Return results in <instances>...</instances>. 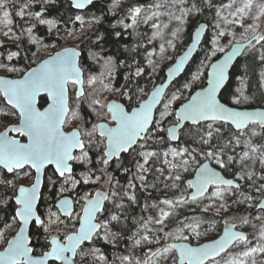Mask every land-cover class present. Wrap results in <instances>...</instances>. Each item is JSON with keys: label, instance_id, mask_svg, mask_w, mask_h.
<instances>
[{"label": "snow or ice", "instance_id": "obj_1", "mask_svg": "<svg viewBox=\"0 0 264 264\" xmlns=\"http://www.w3.org/2000/svg\"><path fill=\"white\" fill-rule=\"evenodd\" d=\"M54 2L0 0V34L14 41L26 36L29 44L48 47L36 29L44 25L49 32L59 30L58 21L49 18L51 14L45 7ZM72 4L76 9L95 6L94 0H72ZM209 12L212 19L205 18L196 27L194 38L189 33L192 43L168 68V82L146 91L139 82L146 76V67L150 70L147 75L153 76L159 67L157 61L167 60L169 49L176 50L192 18L206 17ZM13 15L25 21L16 25L19 34L13 31ZM76 21L84 23L81 16H76ZM118 23L134 32L146 25L149 32L137 33L146 42L133 49L144 50L143 63L133 58V69L123 60L108 58L99 77L88 76L87 84L93 86V113L99 116L98 109H106L105 116H110L114 126L102 122L91 130H65L68 118L78 115L69 106V84L77 89L78 99L85 97L86 73L81 67V53L74 47H65L44 59L20 79L0 77V97L15 110L5 115L19 116L18 125L0 132V168L9 173L35 171L30 186L21 185L14 197L0 198L5 207L9 200L15 205L12 223L4 220V229L13 225L18 229L11 239L0 229V243L6 245L0 251V264H159L177 245L156 250L152 245L166 239L189 241L186 231L201 235L199 222L185 223L189 217L180 218L177 209L207 201L201 209L204 213L213 207L228 211L229 200L234 205H247L245 215L238 220L240 227L247 226L251 231H238L237 223L225 220L222 234L211 242L181 244L177 264H264L257 259L264 257V110L244 107H251L253 98L248 94L250 86L245 85V77L254 71L257 62L264 67V32L260 31L264 0H136ZM237 27L242 30L240 39L233 30ZM228 36L233 37L230 50L221 45ZM242 40L247 42L242 44ZM205 45L210 46L205 49V61L216 57L215 62L210 67L201 62L191 72L190 80L180 83L177 77L193 51ZM218 52L225 53L222 59L217 57ZM249 52L253 53L251 63L243 66V74L238 77L242 86L233 91L232 79L241 68L236 58ZM20 57L21 52L14 51L6 59ZM117 63L132 69L122 87L111 80ZM205 68H209L207 73ZM202 77L206 87L173 110V105L181 102L184 93ZM104 79L109 82L104 83ZM165 89H169L167 93ZM258 89H264V72ZM103 91L119 93L124 102H102L97 94ZM260 99L264 101V91ZM38 104L47 107L41 110ZM97 130L99 135L94 139ZM9 132L26 137V142ZM77 166L83 170L78 172ZM49 168L51 174L46 172ZM117 170L131 176L127 184L113 175ZM160 177L163 189L172 192V197H154L148 192L157 189ZM42 185L55 189L43 211ZM68 191H76L77 198L64 196ZM139 192L147 196L142 214L135 216ZM149 211L155 214H144ZM171 225H176L175 232L165 231ZM30 228L43 236V245L36 242L40 235ZM125 241H131L132 249L146 246L145 257L140 259L122 247ZM100 242L120 254L110 260L98 246ZM40 247L47 250L38 252Z\"/></svg>", "mask_w": 264, "mask_h": 264}, {"label": "trees", "instance_id": "obj_2", "mask_svg": "<svg viewBox=\"0 0 264 264\" xmlns=\"http://www.w3.org/2000/svg\"><path fill=\"white\" fill-rule=\"evenodd\" d=\"M136 3V0H101L99 2H95V6H90L87 10L83 12L76 11L70 2L68 0H55L54 3L49 4L45 7L48 8L50 12L49 18H54L59 23V30H53L52 32H49L44 25H39L36 29V34L39 35L43 42L48 45V47L43 48L39 47L37 45H31L28 43V39L25 36L21 41H14L13 39L4 38L3 39V47H0V54L4 56L5 58L10 52L14 51H20L21 57L20 58H13L11 60V68L18 69L17 71H10L7 69L4 71L5 75H8L10 77H20L23 75L25 71H27L29 68L34 67L37 65L43 58L53 54L55 51H58L59 49L64 48V41L68 39L69 33L73 32H79V30H84V33L80 34L82 35V38L77 42H70L69 45L76 47L81 50L82 54L80 57L81 61V67L86 73L85 77H87L89 74H95L99 75L101 74V65L100 63L105 62L108 58H112L114 61H120L123 60L126 64L133 65V69L135 67L133 58L135 61H140L143 63L144 61V50L137 49L133 51L136 45L146 42L142 41V36L137 35V33L143 34L146 32H149L146 25H141L138 29L135 30V32L132 29L124 30L123 26L118 23V21L124 19V15L126 12L127 7L130 4ZM118 4V6H114ZM37 8L39 5L36 6ZM76 16H81L84 19V23L81 25L79 21H76ZM98 20L99 22L96 23L95 20ZM205 18L211 20L212 14L209 12L205 16H200L192 18L190 25L187 28V31L182 35L181 42L177 44V48L175 51L172 50L171 57H169L167 60H158L159 67L156 70V73L149 77L147 74L150 72L149 69L146 67V76L145 78L140 79L141 86L145 87V90L150 92L151 89L156 86L157 84L163 82L166 77V70L169 66H171L177 57L186 49V47L189 45L192 39L189 37V33H193L196 25H198L200 22L204 21ZM14 19V25L13 31L17 32L19 34V29L16 27L18 24H24L25 21L21 20L19 17H16L13 15ZM127 22V21H126ZM240 33L241 29L239 30L238 27L236 28ZM261 32H264V25L261 26L260 29ZM117 32H121V36H116ZM238 32V33H239ZM150 34V33H149ZM246 41V40H243ZM19 44L20 47L17 48L16 45ZM210 47L209 45H205L204 48H200L199 52L195 55L194 59L191 61V63L188 65L187 69L183 73V75L177 79L180 83H184L185 80H190L191 78V72H194L197 67L200 66L201 62H205V55L206 51L205 49ZM54 48V52L51 53V50ZM257 49H259V45H257ZM222 53H217V57H219ZM251 55L253 53L249 52L246 55H243L239 61L241 64V68L239 72L237 73V77L232 79V90L235 91L236 88H239L241 86L239 76L243 74V66L245 64L251 63ZM27 58H23V57ZM216 59V57H213L211 59V62H213ZM132 69L125 68L123 65H120L117 63L113 70V77H112V83L116 87H122L126 81L124 80V77L128 74V72ZM208 68H205L204 71L207 73ZM261 72H264V67H261L258 65L255 67L254 71H249L247 76L245 77V85L250 86V92L248 93L253 98L249 102L251 107H249L248 104L244 105L245 108H256V107H264V101L260 99L261 97V91H264L263 89H258V83L260 82ZM206 85V79L201 78V81L196 82L192 85L191 90L186 91L184 93V97L182 98L181 102H177V104L173 105V110H176L178 105L184 103L190 95L197 89H200L201 87H204ZM171 88V87H170ZM112 95H114L115 100H119L121 102H124L122 99H119V93L111 92ZM72 100V99H71ZM89 99L86 98V94L84 98H75V100L70 102V108L73 112H76L78 115L77 123L75 124L74 119L70 116L68 118V122L65 125V128L68 130L73 129L74 127L79 128H87L91 129L94 125H96L98 122V117L95 115L92 111L93 105L88 101ZM113 100V99H112ZM139 101H137L138 103ZM41 105V104H40ZM43 104L42 106H44ZM135 106V105H134ZM9 105H7L6 101L3 100L2 97H0V129H4L8 123H5L3 121L2 115L5 113L14 112ZM9 120H12V123H17L19 120L18 114H12L7 115ZM110 118V116H107V120ZM98 137V134H95L94 139ZM83 169L79 166H77V171H82ZM25 171H27V175H25ZM48 174H51V169L47 171ZM113 175L116 177V179L120 180L122 184H127V181L131 179L130 175H126L125 173L117 170L113 172ZM191 178V177H190ZM34 179V174L30 169H25L21 171L20 173H14L12 175H9L6 173L3 169L0 168V183L3 186H7L10 184L11 189L9 190V194L2 195V191L0 192V198L6 199L7 197H14L15 195V189L21 184V181L31 183ZM152 178L150 177V180ZM6 181V182H5ZM158 187L155 190L148 189L152 196H159V184L156 181ZM24 183V185H29ZM85 190H91L88 188V186H84ZM96 187V186H93ZM107 187V185H106ZM55 189H52L50 187H47L44 185L43 187V197L44 202L41 204L40 210L43 211L44 207L47 204L48 199L50 198V194L54 192ZM73 195L75 199L77 198V192L76 191H68L65 192L64 195ZM140 198V204L134 207L133 214L135 216H139L142 214L141 209L142 205L145 201V198L147 196L146 192H139L138 193ZM173 194L168 193V197H172ZM59 194H57V199L59 198ZM161 197V196H159ZM163 198V197H161ZM200 204L190 203L188 205H184L182 208L177 209L178 213L180 214V218H183L184 216H188L189 220L185 221V223L190 222H199L200 226L199 228H202L204 226H210L213 228L215 233L216 229H219V226H221L224 222V216L221 215L218 210L210 208L207 213H204L201 211L202 207L199 206ZM234 205V204H233ZM14 200L8 201V206L5 207L3 204H0V229H3L6 232L7 238L11 239L12 236L15 234V232L18 230L15 225H13L10 229H4L3 227V221L8 220L9 223H12L11 216L14 212ZM247 207L245 204H239L234 205L235 210H233L231 218L232 222L237 223L238 229L250 232L251 229L247 226L240 227L239 226V220L238 217L245 215L244 209ZM79 211V208L76 209ZM193 213V214H192ZM145 215H148L147 213H144ZM155 214V213H154ZM153 214V215H154ZM176 225H171L169 228L165 229V231H173L175 232ZM135 231V229H133ZM31 232L40 235L36 232V229H31ZM211 233L210 235L205 236H195L189 232H185L186 235H189V241L190 243H201L204 240L210 239L211 236L214 234ZM175 241H182V240H173V239H166L162 240L159 245H152L151 247L153 250H156L157 248H162L166 245H171ZM38 244L43 245L44 240L43 236L40 235L39 241H36ZM101 247L102 251L105 252L106 255L109 256V259L111 260L113 255H117V252L113 249L111 245H105L103 242H100L98 245ZM4 247H6L5 244L0 243V250H3ZM122 247L129 249L134 255H138L141 252H146V246L142 248H135L132 249L131 241H125L124 245ZM47 249H44L43 247H40L37 249L38 252L44 251ZM261 261H264V257L260 258ZM118 264V262H117Z\"/></svg>", "mask_w": 264, "mask_h": 264}, {"label": "rangeland", "instance_id": "obj_3", "mask_svg": "<svg viewBox=\"0 0 264 264\" xmlns=\"http://www.w3.org/2000/svg\"><path fill=\"white\" fill-rule=\"evenodd\" d=\"M216 2L217 3H219L220 2V0H216ZM38 5V4H37ZM47 5H49V4H47ZM47 5H45V6H47ZM196 17H194V19H195ZM197 26V25H196ZM239 29V28H238ZM234 31H236V33H237V35H236V39H240L241 37H240V32L235 28V29H233ZM240 30V29H239ZM239 32V33H238ZM82 33H84V30H79V32H73V33H71V35H69L68 36V39H66L65 41H64V48L65 47H70L71 45H69V43L70 42H77V41H79L81 38H82V35H80V34H82ZM5 37L2 35V34H0V41H3V39H4ZM233 40V37L232 36H228L227 37V39H225V40H221V45L223 46V47H225V49L226 50H228L229 49V47H230V44H229V42L230 41H232ZM243 41V40H242ZM60 50V49H59ZM58 50V51H59ZM54 52V48L51 50V53H53ZM55 52H57V51H55ZM54 52V53H55ZM171 54H172V49H169V51H168V53H167V56L168 57H171ZM52 55V54H51ZM50 56V55H49ZM48 57V56H47ZM46 58V57H45ZM44 59V58H43ZM42 59V60H43ZM41 60V61H42ZM104 63L105 62H103V63H100V67H101V70L103 71V65H104ZM205 63L207 64V65H209L210 66V64H211V60H208V61H205ZM0 64H4V65H7V67H0V76H8V75H5V73H4V71H6L7 69H9V68H11L12 66H11V62L10 61H8L4 56H2V55H0ZM88 76H97V77H99V75H95V74H89L88 73V75H87V77H85V94H86V98H88L89 100V102L91 103V100H92V98H93V96H92V92H93V86H89L88 84H87V79H88ZM112 77H113V73H112ZM112 77H111V80H112ZM109 81H108V79H104V83H108ZM242 86V85H241ZM240 86V87H241ZM96 88H99V85H96L95 86ZM76 88H73L72 87V85L71 84H69V100H70V102L71 101H73V100H75V98H76ZM264 90V89H263ZM98 98L99 99H101V101L102 102H109L110 100H112V99H115L114 98V95H112V93L111 92H108V91H103V92H99L98 94ZM72 99V100H71ZM93 107H95L94 105H93ZM98 111H100V115L99 116H97L98 117V121L97 122H99V121H109V119L107 120V116H105V113H106V109H103V110H100V109H98ZM2 117H3V121L5 122V123H8L7 124V126L5 127V128H7L8 126H9V124H13L12 123V120L10 119L9 120V118H8V116L7 115H2ZM77 120H78V117H76L75 119H74V121H75V124L77 123ZM4 128V129H5ZM74 128H76V127H74ZM73 128V129H74ZM4 129H0V131H2V130H4ZM65 130H68V129H66L65 128ZM72 130V129H71ZM91 130V129H90ZM96 134H97V132H96ZM94 138V137H93ZM163 180V177H160L158 180H157V182H158V184H159V193H158V195L159 196H161V197H164L165 195H168V193H171V194H173L172 192H170V191H167V190H165V189H163V187H162V185H161V183H160V181H162ZM21 184H24V183H26V184H29V183H27V182H24V181H21L20 182ZM20 185V184H19ZM10 186H11V184H10ZM9 186V184L7 185V186H3L1 183H0V192L2 193V195H7V194H9V190L11 189V187ZM13 187V186H12ZM102 187L104 188V189H107V187H106V185H102ZM148 192H150L149 190H148ZM156 195V194H155ZM155 195H153L154 197H155ZM207 204V201H205V202H203V203H201L199 206L200 207H204L205 205ZM228 205H229V210L228 211H224V210H222V209H218V207H213L212 209H215V210H218V212L221 214V215H223L224 216V219L225 220H228L229 222H232L231 220H232V218H231V215H232V212H233V210H235L236 208H234V205L231 203V200H229L228 201ZM148 215H153L154 214V212H152V211H149L148 213H147ZM193 214V213H192ZM224 220V221H225ZM223 225H224V222H223V224L221 225V226H219V229H216V231H215V233H213L212 231H214L213 230V228L212 227H210V226H204V227H202V228H199L198 229V231L200 232V236H205V235H210L211 233H213L214 235L213 236H211V238L210 239H207V240H204V241H208V240H212V239H214V238H216V237H218L219 235H220V233L222 232V228H223ZM204 241H202V242H204ZM196 244H198V243H196ZM234 251H238V249L237 250H234ZM120 253H118L117 252V255H119ZM137 257H139L140 259H143L144 257H145V252L143 253V252H141V253H139L138 255H136ZM261 257H257V259H258V261H261V259H260ZM177 261H178V258H177V254H176V252L174 251V253H173V255L167 260V264H177Z\"/></svg>", "mask_w": 264, "mask_h": 264}, {"label": "water", "instance_id": "obj_4", "mask_svg": "<svg viewBox=\"0 0 264 264\" xmlns=\"http://www.w3.org/2000/svg\"><path fill=\"white\" fill-rule=\"evenodd\" d=\"M69 2H70V4L72 5V7L76 10V11H78V12H83V11H85V10H87L88 8H90V6L91 5H87L84 9H76L74 6H73V4H72V0H68ZM99 1H101V0H94V3L95 2H99ZM204 21H202V22H200V23H203ZM199 23V24H200ZM199 24L196 26V27H198L199 26ZM196 27H195V29H196ZM195 29H194V31H193V38H194V32H195ZM203 39H204V37H203V35H202V37H201V43H203ZM247 41H241V43L242 44H245ZM192 43V40H191V42L189 43V45L186 47V49L177 57V59H179V57L181 56V55H183L186 51H187V48L190 46V44ZM70 47H73V46H70ZM74 48H76V47H74ZM200 48L201 47H197L194 51H193V53H192V57L189 59V61L186 63V65H185V70L187 69V67H188V65L191 63V61L194 59V57H195V55L199 52V50H200ZM77 49V51H79L81 54H82V52H81V50L80 49H78V48H76ZM62 50V49H61ZM61 50H59V51H61ZM228 50H230V47H229V49ZM59 51H57V52H59ZM56 54V52L55 53H53L52 55H50V56H54ZM224 54L225 53H222L220 56H219V58H223V56H224ZM50 56H48V57H46V58H44V59H47V58H49ZM243 55H241V56H238L236 59L237 60H239L241 57H242ZM81 57V56H80ZM43 59V60H44ZM176 59V60H177ZM42 60V61H43ZM216 60V59H215ZM215 60L213 61V62H215ZM42 61H40L39 63H41ZM213 62H211V63H213ZM38 63V64H39ZM235 63V62H234ZM38 64L37 65H35L34 67H36V66H38ZM174 65V63L171 65V66H169V67H172ZM168 67V68H169ZM210 67V66H209ZM168 70V69H167ZM167 70H166V77H165V80L163 81V82H161V83H159V84H157L156 86H158V85H160V84H162V83H167L168 82V77H167ZM185 70L183 71V72H181L180 73V75L177 77V79H179L182 75H183V73L185 72ZM208 70H209V68H208ZM207 70V71H208ZM0 77H4V78H6V79H20V78H22V76H20V77H10V76H0ZM206 85H207V81H206ZM206 85L204 86V87H206ZM171 87V85H169V88ZM151 90H154V87L151 89ZM168 90L169 89H165V92L167 93L168 92ZM201 90V88L200 89H197V90H195L191 95H194L196 92H198V91H200ZM68 94H69V87H68ZM190 95V96H191ZM70 98V97H69ZM113 100H115V99H113ZM112 100H110L109 102H111ZM118 102H121V101H119V100H117ZM69 102H70V100H69ZM123 103V102H122ZM184 103H187V100L184 102ZM10 106V105H9ZM69 106H70V103H69ZM11 107V106H10ZM38 107H41L40 106V104H38ZM43 107H47V104L46 105H44ZM248 110H264V107H256V108H247ZM41 110H42V107H41ZM102 122H106V121H101V122H99V123H102ZM111 122H113V121H111ZM19 123V122H18ZM98 123V124H99ZM106 123H108V122H106ZM114 123V122H113ZM109 124V126H114V124L113 125H110V123H108ZM16 125H18V124H15V125H10V126H8L7 128H10V127H13V126H16ZM7 128H5L4 130H2V131H0V132H3V131H5ZM99 134V133H98ZM9 135L10 136H13V137H15V138H17V139H20L22 142H26V137H21L18 133H12V132H9ZM24 139V140H23ZM2 169V168H1ZM50 169V168H49ZM6 173H8V174H12V173H9V172H7V170L6 169H3ZM48 169H46V171H47ZM33 171H34V169H33ZM34 173H35V171H34ZM230 178V177H229ZM34 182V181H33ZM43 187H44V185H42V188H41V191H43ZM65 196H67V197H69V198H72L71 196H69V195H65ZM73 199V198H72ZM224 226L225 225H223V228H222V232H223V229H224ZM31 229L32 228H30V231H31ZM237 230L238 231H240V229H238L237 228ZM243 231V230H242ZM222 232L220 233V234H222ZM216 238H218V237H216ZM215 239V238H214ZM213 240V239H212ZM212 240H208V241H204V242H201V243H207V242H211ZM184 243H189L188 241H175V242H173L172 244H176L177 245V249H174L175 250V252H176V254H177V258H178V256H179V252H178V248H179V246L181 245V244H184ZM196 244H194V243H191V246H195ZM0 251H2V250H0Z\"/></svg>", "mask_w": 264, "mask_h": 264}, {"label": "flooded vegetation", "instance_id": "obj_5", "mask_svg": "<svg viewBox=\"0 0 264 264\" xmlns=\"http://www.w3.org/2000/svg\"><path fill=\"white\" fill-rule=\"evenodd\" d=\"M45 105H46V104H45ZM40 106H41V105H40ZM42 107H43V106H42ZM104 121H105V120H104ZM18 122H19V120H18ZM18 122H17V123H13V124H9V126H10V125L18 124ZM99 122H101V121H99ZM99 122H98V123H99ZM106 122L110 123V125H113V124H114L113 122H111V118L109 119V121H106ZM98 123H97V124H98ZM97 134H98V130H97ZM98 135H99V134H98ZM23 140H24V139H23ZM50 169H51V168H50ZM30 170L33 172L34 177H35V173H34L33 169H30ZM48 170H49V169H48ZM48 170H47V171H48ZM21 171H23V170H20V171L15 172V173H20ZM47 171H46V172H47ZM12 174H14V173H12ZM12 174H9V175H12ZM33 181H34V179H33ZM33 181H32V182H33ZM11 186H12V185H11ZM11 186H10V187H11ZM19 186H21V185H19ZM19 186H18V187H19ZM23 186H30V184H29V185H24V184H23ZM18 187H17V188H18ZM105 190H106V189H105ZM42 192H43V191H42ZM67 195H69V194H67ZM64 196H65V195H64ZM69 196H71L73 199H75V197H74L73 195H69ZM59 198H60V197H59ZM59 198H58V199H59Z\"/></svg>", "mask_w": 264, "mask_h": 264}, {"label": "built area", "instance_id": "obj_6", "mask_svg": "<svg viewBox=\"0 0 264 264\" xmlns=\"http://www.w3.org/2000/svg\"><path fill=\"white\" fill-rule=\"evenodd\" d=\"M175 250L169 252L166 256V258L160 259L159 264H167V260L173 255Z\"/></svg>", "mask_w": 264, "mask_h": 264}]
</instances>
